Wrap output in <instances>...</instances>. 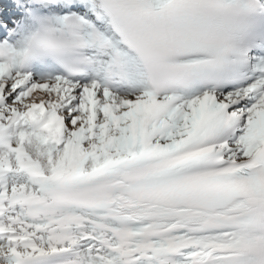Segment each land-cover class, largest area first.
Masks as SVG:
<instances>
[{
  "label": "snow or ice",
  "instance_id": "6c2138e0",
  "mask_svg": "<svg viewBox=\"0 0 264 264\" xmlns=\"http://www.w3.org/2000/svg\"><path fill=\"white\" fill-rule=\"evenodd\" d=\"M0 264H264V0H0Z\"/></svg>",
  "mask_w": 264,
  "mask_h": 264
}]
</instances>
